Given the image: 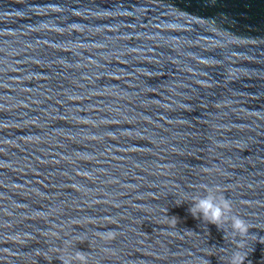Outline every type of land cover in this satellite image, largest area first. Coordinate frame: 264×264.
<instances>
[{
  "label": "water",
  "instance_id": "water-1",
  "mask_svg": "<svg viewBox=\"0 0 264 264\" xmlns=\"http://www.w3.org/2000/svg\"><path fill=\"white\" fill-rule=\"evenodd\" d=\"M209 190L248 236L192 217ZM261 237L264 0H0V264H264Z\"/></svg>",
  "mask_w": 264,
  "mask_h": 264
},
{
  "label": "clouds",
  "instance_id": "clouds-1",
  "mask_svg": "<svg viewBox=\"0 0 264 264\" xmlns=\"http://www.w3.org/2000/svg\"><path fill=\"white\" fill-rule=\"evenodd\" d=\"M193 218H201L203 221L215 225L218 229L227 224L232 235L246 237L249 234V224L241 217L232 214L231 202L224 197H217L210 190L201 198H195L189 209ZM264 238V237H261ZM243 243L239 244L242 247ZM79 264H87V258L83 252L78 254ZM245 256L239 251H234L229 258V264H244ZM72 257L64 261V264H72Z\"/></svg>",
  "mask_w": 264,
  "mask_h": 264
}]
</instances>
